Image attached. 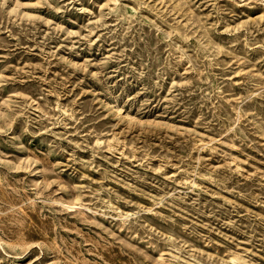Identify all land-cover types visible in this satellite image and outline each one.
Returning a JSON list of instances; mask_svg holds the SVG:
<instances>
[{
	"label": "rangeland",
	"instance_id": "1",
	"mask_svg": "<svg viewBox=\"0 0 264 264\" xmlns=\"http://www.w3.org/2000/svg\"><path fill=\"white\" fill-rule=\"evenodd\" d=\"M0 264H264V0H0Z\"/></svg>",
	"mask_w": 264,
	"mask_h": 264
}]
</instances>
